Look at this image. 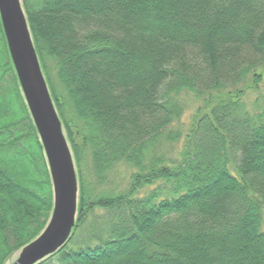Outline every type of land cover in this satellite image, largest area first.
<instances>
[{
  "label": "trees",
  "instance_id": "trees-1",
  "mask_svg": "<svg viewBox=\"0 0 264 264\" xmlns=\"http://www.w3.org/2000/svg\"><path fill=\"white\" fill-rule=\"evenodd\" d=\"M21 1L79 186L70 237L37 264H264V0ZM51 210L36 129L0 84V264Z\"/></svg>",
  "mask_w": 264,
  "mask_h": 264
},
{
  "label": "water",
  "instance_id": "water-1",
  "mask_svg": "<svg viewBox=\"0 0 264 264\" xmlns=\"http://www.w3.org/2000/svg\"><path fill=\"white\" fill-rule=\"evenodd\" d=\"M0 23L21 95L43 149L52 193V210L43 230L4 264H37L60 249L71 235L78 213V178L21 0H0Z\"/></svg>",
  "mask_w": 264,
  "mask_h": 264
},
{
  "label": "rangeland",
  "instance_id": "rangeland-1",
  "mask_svg": "<svg viewBox=\"0 0 264 264\" xmlns=\"http://www.w3.org/2000/svg\"><path fill=\"white\" fill-rule=\"evenodd\" d=\"M3 33V32H2ZM0 32V71L3 72L7 69L6 75L2 77L0 84L4 87H11L12 89L16 88L20 92L19 84L17 77L10 59L9 51L7 48V43L4 37V34ZM21 94V92H20ZM182 100V111L179 114V117L174 120V123L171 127L173 131L178 130L182 135L186 133V130L189 128L192 117L193 110V101L183 94ZM16 106L19 108V104L16 103ZM65 133V132H64ZM66 136V135H65ZM170 141L165 140L163 137L160 138V141L157 142V152L160 154H165L166 152L176 151L179 146V141L169 144ZM133 169L126 165L125 163H119L116 166L115 171L110 175V180H114V184H117L119 188H124L127 186L129 181V176ZM260 229L264 231V210L262 211ZM16 252L13 254V256Z\"/></svg>",
  "mask_w": 264,
  "mask_h": 264
}]
</instances>
